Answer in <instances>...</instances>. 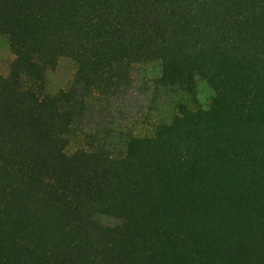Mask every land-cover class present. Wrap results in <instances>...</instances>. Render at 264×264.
<instances>
[{"label": "trees", "instance_id": "16d2710c", "mask_svg": "<svg viewBox=\"0 0 264 264\" xmlns=\"http://www.w3.org/2000/svg\"><path fill=\"white\" fill-rule=\"evenodd\" d=\"M0 264H264V0H0Z\"/></svg>", "mask_w": 264, "mask_h": 264}, {"label": "rangeland", "instance_id": "374dc122", "mask_svg": "<svg viewBox=\"0 0 264 264\" xmlns=\"http://www.w3.org/2000/svg\"><path fill=\"white\" fill-rule=\"evenodd\" d=\"M2 59V61H3V63H7V61H9L10 59L8 58V56H4L3 58H1ZM9 59V60H8ZM70 69V67H68V69L67 70H69ZM66 70V69H65Z\"/></svg>", "mask_w": 264, "mask_h": 264}]
</instances>
